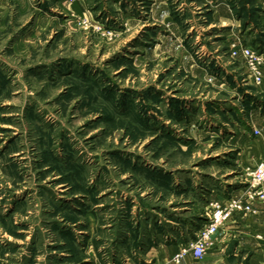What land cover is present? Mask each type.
<instances>
[{
	"label": "rangeland",
	"instance_id": "rangeland-1",
	"mask_svg": "<svg viewBox=\"0 0 264 264\" xmlns=\"http://www.w3.org/2000/svg\"><path fill=\"white\" fill-rule=\"evenodd\" d=\"M233 41L264 0H0V264H180L264 143Z\"/></svg>",
	"mask_w": 264,
	"mask_h": 264
},
{
	"label": "built area",
	"instance_id": "built-area-1",
	"mask_svg": "<svg viewBox=\"0 0 264 264\" xmlns=\"http://www.w3.org/2000/svg\"><path fill=\"white\" fill-rule=\"evenodd\" d=\"M229 55L243 65L246 79L257 87H264V53L240 41L229 45ZM247 184L227 198H218L207 204L205 221L197 230L195 239L188 246H181L172 259L178 263L184 256L191 254L202 258L212 246L220 228L234 215H254V202H264V157L255 165L244 169Z\"/></svg>",
	"mask_w": 264,
	"mask_h": 264
},
{
	"label": "crops",
	"instance_id": "crops-1",
	"mask_svg": "<svg viewBox=\"0 0 264 264\" xmlns=\"http://www.w3.org/2000/svg\"><path fill=\"white\" fill-rule=\"evenodd\" d=\"M229 21V20H228ZM257 116V115H256ZM255 117V116H253ZM259 121L264 119L263 116H258ZM256 125L258 123H255ZM254 139V138H253ZM260 140H251L250 143H255L256 147L255 153L253 156V161L248 166H253L257 163L261 158L264 157V143L258 142ZM221 192V191H220ZM223 193V192H222ZM217 198H224L223 194H216ZM253 208L257 211L256 214L252 215H234L231 219H229L218 231L217 240L215 245L212 247V252L210 253V257H206V260L210 259V262L207 264H228V256L229 253H222L226 249L230 248L233 252L246 251L245 255L248 256V264H264V202H254ZM197 214H192L193 222L188 220V223L185 221V224L179 223V226H183V229H186L193 223V227H196L197 220L198 223L202 222V219H198ZM200 225V224H199ZM176 231H180V227L176 229ZM195 233V232H194ZM166 235H163V239ZM179 237V236H178ZM181 237V236H180ZM161 239V241L157 244V251L161 253V255L173 254L179 249V241L177 237L169 242V244H165L166 242ZM234 254V253H233ZM180 264H196L190 257L184 256L178 262Z\"/></svg>",
	"mask_w": 264,
	"mask_h": 264
},
{
	"label": "trees",
	"instance_id": "trees-1",
	"mask_svg": "<svg viewBox=\"0 0 264 264\" xmlns=\"http://www.w3.org/2000/svg\"><path fill=\"white\" fill-rule=\"evenodd\" d=\"M255 50H257L258 52L263 53L262 51H260L257 47H253Z\"/></svg>",
	"mask_w": 264,
	"mask_h": 264
}]
</instances>
